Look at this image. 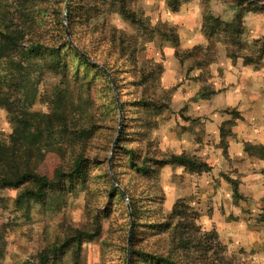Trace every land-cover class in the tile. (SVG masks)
Segmentation results:
<instances>
[{
  "label": "rangeland",
  "instance_id": "rangeland-1",
  "mask_svg": "<svg viewBox=\"0 0 264 264\" xmlns=\"http://www.w3.org/2000/svg\"><path fill=\"white\" fill-rule=\"evenodd\" d=\"M263 5L0 0L38 15L23 48L58 51L0 56V163L50 183L0 185V264H264ZM54 92L86 138L30 134L24 166L22 108Z\"/></svg>",
  "mask_w": 264,
  "mask_h": 264
},
{
  "label": "trees",
  "instance_id": "trees-1",
  "mask_svg": "<svg viewBox=\"0 0 264 264\" xmlns=\"http://www.w3.org/2000/svg\"><path fill=\"white\" fill-rule=\"evenodd\" d=\"M258 1V0H257ZM264 8V5H263ZM38 15L31 13L29 10L25 9L23 13L19 11H1L0 10V56L1 57H11L12 55L21 56L23 58H28L34 56L38 53H47L52 56V52L57 53L58 51L51 46L42 43L40 41L31 42L26 48H23L21 45L23 36L19 35L18 27L23 23H29L31 25H37ZM18 21V23H17ZM42 24V19L40 20ZM71 34V31H70ZM68 43L66 42V45ZM51 53V54H50ZM85 58L84 56H82ZM62 92L53 93L51 99L48 101L50 105V110L53 114L48 115H35L29 113L28 111L24 113L22 108L21 113V120L19 121V129H18V136L21 140V150L20 153L23 156V165L26 166V162L28 159L27 153L30 151L28 145V138L29 135H32L33 140L40 136L43 138L45 136V140L48 136H51L58 133L59 131H66L67 135L71 140L75 141H83L86 138V130L84 128H80L79 124H74L70 117L71 114L78 119V122L83 119L82 115V107L81 105H76L71 101L67 95L58 96L55 99L56 94H61ZM27 101L30 105V100L24 94L22 99L23 101ZM77 114V115H76ZM32 115V119L36 121V125L34 124L33 120L28 118ZM73 119V120H74ZM83 135L85 137L83 138ZM36 142V141H35ZM45 144V143H43ZM47 145V144H46ZM48 146V145H47ZM15 148V147H13ZM173 161L182 162L185 166H190L195 170H201L203 168L208 169L206 165H201L199 163L191 162L190 160L186 159L185 157H174ZM27 177L32 178L37 183V192L38 194L42 193V189L46 186H49L50 183L44 177H39L38 175L29 173L28 171H19L16 165L13 167H6L0 163V185L1 186H16L21 184L23 181H26ZM34 194L33 191H31ZM81 236V233H77V239ZM60 248H54L53 252L59 251ZM41 260V264H47L48 255L43 252L39 256ZM160 259V258H159ZM162 262L163 260L160 259Z\"/></svg>",
  "mask_w": 264,
  "mask_h": 264
},
{
  "label": "water",
  "instance_id": "water-1",
  "mask_svg": "<svg viewBox=\"0 0 264 264\" xmlns=\"http://www.w3.org/2000/svg\"><path fill=\"white\" fill-rule=\"evenodd\" d=\"M65 34H66L67 40H68L69 43L73 46L72 41H71V39H70V34H69L67 28H65ZM73 47H74V46H73ZM74 48H75V47H74ZM116 140H117V139H115L113 146L115 145Z\"/></svg>",
  "mask_w": 264,
  "mask_h": 264
}]
</instances>
